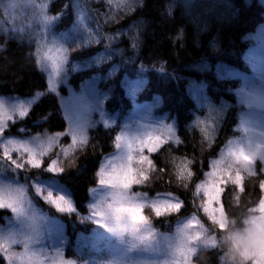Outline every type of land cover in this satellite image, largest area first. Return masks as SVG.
Returning <instances> with one entry per match:
<instances>
[{
	"label": "trees",
	"instance_id": "obj_1",
	"mask_svg": "<svg viewBox=\"0 0 264 264\" xmlns=\"http://www.w3.org/2000/svg\"><path fill=\"white\" fill-rule=\"evenodd\" d=\"M229 4L234 7H227ZM258 5L259 0H252L250 8L245 7L244 0H132L130 5L127 0H48L49 15L63 14L51 25L53 34L67 38L65 44L71 63L81 65L78 72H70V83L78 87L92 76H99V86L107 95L108 113L116 117L120 114L116 126L99 125L91 131L88 144L70 157L62 174L28 169L14 176L29 187L40 210L63 222L69 243L67 256L73 259L78 256L75 252L78 236L89 234L92 229L81 223V217L89 213L91 188L98 182L103 158L115 150L114 137L123 130L125 118L134 114L133 102L125 91V78L144 82L140 104L155 105L158 99L157 114L175 122L183 141L178 146L165 145L153 155L157 170L148 181L146 192L150 196L172 193L184 206L179 213L150 221L161 232L171 233L181 218L197 215L219 239L223 237L224 233L213 228L203 212L198 211L201 201L193 196V186L203 179V173L209 170L211 160L219 156L220 149L237 135L244 107L237 96L242 82L234 74L249 71L244 57L252 43L246 36L264 23V7ZM236 10L238 14L233 15ZM3 11L0 7V18H11V10L6 17ZM16 15L20 17L19 8ZM25 19H17L16 26H21ZM73 42L75 47L71 46ZM133 42L135 49L131 47ZM34 51L35 40L28 35L23 41L0 36V97L27 100L41 94L34 100L29 116L5 133L8 136L54 135L67 129L60 99L48 91L47 75L37 66ZM228 71L233 74L226 75ZM60 91L66 93L65 87ZM210 104L224 107L211 147L203 140L199 127H189L196 116L212 125ZM22 126L27 128L26 133L17 131ZM173 156L193 161L195 175L187 189L176 178ZM39 179L57 180L72 198L76 212L60 213L36 195L32 184ZM261 179L264 175L258 174L244 180L245 191L239 194L238 205L234 187L229 185L226 189L225 211L230 220L237 221L236 227L241 226L247 207L255 206L263 196L259 188ZM10 215L7 210L0 211V217ZM5 223L0 220V224ZM107 253L108 250L101 251L93 259L108 261ZM222 254L219 248L202 250L194 262L221 264ZM0 264H5L2 258Z\"/></svg>",
	"mask_w": 264,
	"mask_h": 264
},
{
	"label": "snow or ice",
	"instance_id": "obj_2",
	"mask_svg": "<svg viewBox=\"0 0 264 264\" xmlns=\"http://www.w3.org/2000/svg\"><path fill=\"white\" fill-rule=\"evenodd\" d=\"M127 2L130 5L132 0ZM244 4L250 8L252 0H244ZM226 6L234 7L230 4ZM258 6L264 7V0H259ZM0 7L4 9L5 17L10 10L13 13L9 19L0 18V36H4L6 40L19 38L23 41L24 36L28 35L35 40V62L47 72L48 91L55 93L57 86L66 81L69 70L66 68L69 63L68 48L64 46L67 38L52 36L48 41L47 37L49 26L61 19L63 14L49 15L48 0H0ZM18 8L20 17L16 15ZM168 14L171 15V9ZM237 14L238 10L233 12V15ZM23 17H26L24 23L17 27V19ZM41 40L46 41L47 47L43 53ZM49 43L50 47L47 46ZM71 46L75 47V43ZM131 47L135 49L136 44L133 42ZM261 47L259 61L264 65V44ZM53 51L57 55H52ZM76 70V67L71 68V71ZM232 74L231 71L226 72L228 76ZM260 84L264 86V70L260 75ZM255 86L253 84L254 88ZM85 89L86 91L65 104L67 129L54 135H5L10 127L29 116L36 98L26 101L19 98H0V211L7 210L11 213L8 217H0V220L6 221L0 227V258L5 264H77L75 260L63 255L62 248L57 249L54 254L45 251L47 246L43 236L44 218L32 207L27 187L18 184L14 176L28 169L62 174L64 167L61 166L60 157H73L88 144V130L97 123L91 119V114L99 112L102 126H110L101 107L102 101L106 99L105 94L97 95L88 85ZM237 94L242 105L246 104L250 109L254 106L264 109V92L253 95L241 89ZM223 111V106L215 108L210 104L212 125L209 126L206 120L198 116L189 125L190 128L199 127L203 140L209 147L214 142ZM249 125L250 119L241 116L238 130L244 133V139L229 140L220 149L219 158L211 160L209 170L193 186L192 193L201 201L198 211L203 212L213 228L220 233H227V239L234 242L227 254L231 264H264V196L255 206L247 207L240 227H236L237 221L229 219L223 202L226 189L232 185L237 192L235 202L239 204V194L245 191V174L248 177L264 175V131L260 132L259 140H253L249 135ZM17 131L26 133L27 128L22 126ZM64 136L69 137L70 142L61 143ZM182 142L173 123H160L135 135L122 130L114 137V146L119 154L108 159L106 163L102 162L97 173L99 186L108 191L90 201L88 219H92L98 228L114 237L122 246V251L121 258L97 261L96 264H193L199 251L218 248L224 255L223 241L211 228L205 227L197 215L182 222L174 237L157 239V233L151 225L150 216L145 214V209H150L151 214L159 218L179 213L184 202L171 193H157L154 197H149L148 193L133 191L134 187L145 185L150 180L151 173L157 170L152 154L159 152L165 145L178 146ZM54 148H59V151L53 153ZM45 158H48L47 161ZM172 164L177 180L187 189L195 175L191 167L193 161L173 156ZM4 173L13 175L6 177ZM35 184V194L41 196L46 203L61 212L76 211L72 199L63 194L54 195L60 189L53 188L51 184L46 189L39 180ZM259 188L264 192V179L260 180ZM97 235L100 239H105L103 233ZM133 252L138 256L149 253L166 255L168 258L159 262L146 258H130Z\"/></svg>",
	"mask_w": 264,
	"mask_h": 264
},
{
	"label": "rangeland",
	"instance_id": "obj_3",
	"mask_svg": "<svg viewBox=\"0 0 264 264\" xmlns=\"http://www.w3.org/2000/svg\"><path fill=\"white\" fill-rule=\"evenodd\" d=\"M51 29H52V27L50 25L49 29H48V37H47L48 41L51 40L52 36L61 37L57 34H53ZM262 35H264V23L262 25H260L254 33L246 36V40L250 41L252 43L250 48L246 51V54L244 57L245 63L248 66L249 71L248 72L239 71V72H236L234 74V77L240 79L242 82L241 87L237 90V93H239L241 89H244V91L249 92L250 94H253V95L256 92H264V86H262L260 84V75H261L262 70H264V65H262L259 61V57L262 54V47L261 46H262V44H264V39H262ZM40 44H41V53H43L44 51L47 50V47H45L46 41L41 40ZM47 46L50 47L51 46L50 43L47 44ZM64 46L66 48H68L66 44H64ZM51 54L57 55V53L55 51H53ZM70 57H71V55H70V52L68 50L69 63L66 65V68L69 70L67 73V79L65 82H63L57 86V91L54 93L60 99V102H61V105L63 108V112H64V117H66V115H67L66 110H65V104L71 102L73 97L78 96L82 91H86V89H85L86 85L90 86L95 91V93L97 95H99L100 93L105 94L99 86V81H100L99 76H92L91 78L87 79L84 83L80 84L78 87H75L70 83L71 68L76 67L77 70L74 72H78L79 70H81V65H79L77 63H71ZM42 71L47 75L46 71H44V70H42ZM253 84L256 85L255 88L253 87ZM144 85H145L144 82H141V81L133 82L132 80H130L128 78H125V80H124L125 91L127 92L130 100L133 102L132 104L134 107V114L131 117L125 118V120L123 122V130H126L130 135H135L137 133H143L146 129L154 128L157 125H159L160 123H173L177 129V126H176L174 121L168 120L167 117L163 118L157 114L159 107H160V101L158 99H156L154 101L155 103H153V104H155V105L146 104V103L140 104L139 96H140V94L144 88ZM62 87H65L66 93H63L60 91V89ZM40 96H41V94L37 95V97H36L37 100L39 99ZM105 96H106V99H104L102 101L101 107L104 110L105 118L108 119V121H109L110 126L108 128H110V127H114L118 124L120 114L116 117V116H111L108 113V111L106 109V104H105L106 100H107V95L105 94ZM237 96H238V100L240 103V96L238 94H237ZM0 98H4V97H0ZM7 99H10V98L8 97V98H6V100ZM242 106L244 107V112H243L242 116L247 118V119H250L249 135L253 138V140H259L260 139V135H259L260 132L264 131V109H261V108L255 107V106L250 109L246 104H243ZM149 108L151 109V111H148ZM75 110H78V109H75ZM250 114H251V116H250ZM91 119L93 121H96L97 123H96L95 127H92L88 130L89 140H90L91 131L93 129L97 128L99 125H102L99 112H93L91 114ZM66 121H67V119H66ZM67 125H68V121H67ZM238 129H239V126L236 129L237 130L236 137L231 139V140L244 139V133L239 131ZM40 135L44 136V135H51V134L46 133V134H40ZM68 142H70V138L67 136H64L61 140V143L66 144ZM58 151H59V148L53 149V153L58 152ZM156 153H154V154H156ZM118 154L119 153L117 152V150L115 148L113 153H111L108 156H106L105 158H103L102 162L106 163L108 159L113 158ZM154 154H152V159H153ZM218 158H219V156L216 159H218ZM45 159L47 160L48 158H45ZM69 159H70V157L68 159H65L63 156L60 157V161L62 162L61 166L64 167V169L67 167ZM102 162H101V164H102ZM101 164H100V167H101ZM257 167H259V165ZM153 174H154V172L151 173V177ZM3 175L6 176L5 174H3ZM55 175H57V174H55ZM151 177H150V179H151ZM247 177L248 176L245 174V179ZM39 181L41 182V185L46 189L48 188L49 184H51L53 188H57V189L61 190V191L54 192V195L63 194L66 196V198L72 199L69 196V194L66 192L65 188L63 186H61L57 180L53 179V181H51V182H46L43 179H39ZM35 182H33V184H32L33 191H34V187L36 186ZM147 183L148 182H146V184L143 186L134 187L133 191L134 192H145V193H147L146 192L147 191V188H146ZM18 184L26 186L24 183L18 182ZM27 190H28V196H29L31 203H32V207L36 210L37 213L42 215V217L44 218V221H45L44 226H43L44 227L43 236H44V244L47 246L45 248L46 252L51 251L54 254V252L57 249L62 248L63 249V255L65 257H67L68 259L75 260L77 262V264H88V262H91V264H96L97 260H94L93 256H97V255H99V253L101 251L104 252L106 250H108L107 254L109 256V258H108L109 260L121 258L122 246L119 245L118 241H116V239L114 237H111L110 234L105 233L103 229L98 228V226L93 222L92 219H88V217L90 216V211H91L90 206H89V213L86 216L81 217V223L84 224L85 226H90V228H92V229L89 232V234H81L78 236L76 247H75L76 248L75 252L77 253L78 256H75L74 259L67 256V246L69 245V243H68V237L65 235V226H63V224H62L63 222L60 221L57 217L48 216L45 212L40 210L39 206L32 199L29 187H27ZM93 190H95V193L93 192ZM107 191H108L107 189L101 188L97 182L96 185L91 188V199H90V201H93L98 195L103 194ZM148 195H149V193H148ZM154 196L155 195H152V196L149 195V197H154ZM263 196H264V192H263ZM41 199L44 201V199L42 197H41ZM90 201H89V205H90ZM47 204L57 210V208H55L53 205H51L49 203H47ZM57 211L60 213H72V212H67V211H64V212H61L59 210H57ZM145 214L149 215L150 219L151 218H157L154 216V214H151L150 209L146 208ZM173 214H176V213H172L171 215H173ZM168 216H170V215H165V216H161V217L166 218ZM191 216L186 217V218H181L171 233L161 232L160 229L155 228V226L151 222V225H152L154 231L157 233V239H161L162 237H169V238L174 237L176 234V229L181 225L182 222L186 221L188 218H191ZM198 218L201 220L200 217H198ZM201 222L203 223L202 220H201ZM4 225L5 224H0V227H2ZM204 225H205V227H207L206 224H204ZM98 233H103L105 239H100L97 235ZM130 258H141V259L146 258L150 261L154 260V261L159 262V261H163V260L167 259L168 257L166 255L149 254V253H143V254H140L138 256V254L136 252H133L130 254ZM104 262H106V261H104ZM193 264H195V262H193Z\"/></svg>",
	"mask_w": 264,
	"mask_h": 264
},
{
	"label": "clouds",
	"instance_id": "obj_4",
	"mask_svg": "<svg viewBox=\"0 0 264 264\" xmlns=\"http://www.w3.org/2000/svg\"><path fill=\"white\" fill-rule=\"evenodd\" d=\"M221 240L223 241L224 255H222L220 257V260H221L222 264H231V261L228 258L227 254H228L229 250L232 248L234 242L229 241L227 239V233H225L223 235Z\"/></svg>",
	"mask_w": 264,
	"mask_h": 264
}]
</instances>
